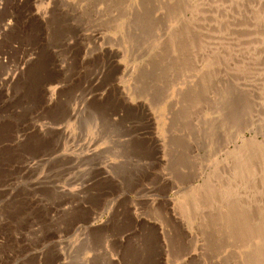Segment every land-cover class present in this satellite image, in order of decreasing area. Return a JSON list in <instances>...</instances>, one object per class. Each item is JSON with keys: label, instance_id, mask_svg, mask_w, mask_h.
I'll list each match as a JSON object with an SVG mask.
<instances>
[{"label": "rangeland", "instance_id": "1", "mask_svg": "<svg viewBox=\"0 0 264 264\" xmlns=\"http://www.w3.org/2000/svg\"><path fill=\"white\" fill-rule=\"evenodd\" d=\"M186 8L0 0V264H264V96L177 36ZM251 162L229 217L207 187Z\"/></svg>", "mask_w": 264, "mask_h": 264}, {"label": "bare ground", "instance_id": "2", "mask_svg": "<svg viewBox=\"0 0 264 264\" xmlns=\"http://www.w3.org/2000/svg\"><path fill=\"white\" fill-rule=\"evenodd\" d=\"M173 1L182 11L187 6L186 10L189 14L186 18L187 22L179 28L177 34L185 45L195 48L200 54L207 55L211 65L228 66L229 76L239 85V94L249 99L262 98L264 96V0ZM94 34L96 35L97 31ZM255 108L262 110L264 102L256 105ZM158 145L160 146V142ZM243 172L244 174L239 177L230 174L231 176L227 178L228 184L218 185L212 181L207 187L210 191L206 196L207 200L211 201V204L215 203L222 209L223 214L232 218L236 217L235 209L238 204L247 210L252 207L250 201L254 194L253 181L256 180L258 173L253 172L252 162ZM223 176L228 177L229 173ZM198 210L203 212L207 210V206H198ZM243 213L246 219L242 217L241 221L245 234H250L253 230L262 231V226L259 227L252 219H247V211ZM172 216L176 221H183L180 216ZM191 257L187 255L186 259L189 260Z\"/></svg>", "mask_w": 264, "mask_h": 264}]
</instances>
